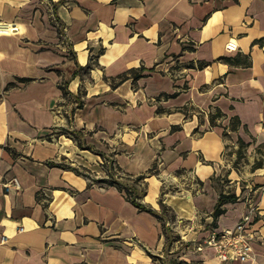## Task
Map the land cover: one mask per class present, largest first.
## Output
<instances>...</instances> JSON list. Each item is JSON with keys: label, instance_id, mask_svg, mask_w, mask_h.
Segmentation results:
<instances>
[{"label": "crops", "instance_id": "obj_1", "mask_svg": "<svg viewBox=\"0 0 264 264\" xmlns=\"http://www.w3.org/2000/svg\"><path fill=\"white\" fill-rule=\"evenodd\" d=\"M0 22L14 26L0 32V264H264V190L230 168L223 191L237 199L216 221L210 214L220 193L212 177L226 152L236 156L238 136L254 180H264V164L253 165L264 152V0H0ZM232 38L238 47L228 51ZM238 53L251 63L220 58ZM216 107L224 116L210 125ZM235 115L241 124L230 131ZM64 127L114 159L122 171L113 176L133 192L141 182L140 202L159 214L171 206L188 226L180 238L100 181L109 159ZM11 176L20 187L6 191ZM188 177L189 193L161 196L166 181ZM252 204L261 213L253 259L219 261L203 243L206 227L232 226Z\"/></svg>", "mask_w": 264, "mask_h": 264}, {"label": "trees", "instance_id": "obj_2", "mask_svg": "<svg viewBox=\"0 0 264 264\" xmlns=\"http://www.w3.org/2000/svg\"><path fill=\"white\" fill-rule=\"evenodd\" d=\"M221 59H224L225 61H228L231 64H240L243 66H247L251 63V60L247 55H242L240 53L234 55L233 57H228V56H221ZM144 67H139V68H133L131 70H129L130 72V76L131 78H133V81H135L138 77L142 76V71H143ZM128 76L126 75V72L120 73L119 75H117V83H112V87H114L116 84H118L119 82L123 81L124 79H126ZM20 80L22 81H27L29 80V78L27 77H19ZM113 79V78H112ZM10 85H12L11 83L6 84L4 90H6ZM175 94H171L170 96H173ZM78 105L80 106L81 103L78 102ZM224 116V113L221 111V109L219 108H214V110H210L208 113V118L210 119V125H217V120L221 117ZM241 124V121L239 119V117L235 116H231L230 117V121H229V125H228V129L230 131H235L238 126ZM178 128V126H172V129ZM62 133H65L67 136L71 137L74 141H76L77 145L82 147V148H86L90 151H95L97 153H99L105 160L107 159L106 154L101 151V150H97L95 148H93L92 146L84 143V141L82 140V131L81 130H71L67 127L61 128ZM224 136L228 135V132H226V126H224L223 130H222ZM237 154H241L242 151L245 149L246 147V142H244V140L238 136L237 137ZM260 150V148H259ZM260 152H262L260 150ZM262 155L264 156V152H262ZM105 160H103V162H105ZM49 165H57V166H62V167H69L74 169L78 174H82L84 176H87L84 172H82L81 170H79V168L74 167V166H70L69 164H64L61 162H54V161H48L47 162ZM263 163V160L257 159V161L254 162L255 166H261ZM104 165V164H103ZM112 166H114L116 168L117 171H122L120 166L118 164L115 163L114 159H109V167L106 170V173L108 175L107 178H99L100 181L103 182H107V183H111L114 184L119 190L126 192V197L127 199L137 208H139L140 210H146L148 212H150L151 214L153 213L157 218L161 219L160 214L157 210H155L154 208H151L150 206H147L145 204H143L142 202H140V200H138L139 194L133 192V190L131 189L130 186H127L126 184L122 183L120 180H118L117 178H115L113 176V171H111L110 168H113ZM152 168L150 169L151 172ZM143 177L142 174H138L135 178V180L139 179ZM237 199V196L234 193L231 192H220L216 201H215V205L212 209V211L210 212L212 218L214 221H216L217 217L222 214L225 210L226 207L224 206V202L226 201H235ZM215 223V222H214ZM163 224V223H162Z\"/></svg>", "mask_w": 264, "mask_h": 264}, {"label": "built area", "instance_id": "obj_3", "mask_svg": "<svg viewBox=\"0 0 264 264\" xmlns=\"http://www.w3.org/2000/svg\"><path fill=\"white\" fill-rule=\"evenodd\" d=\"M14 26L0 22V32L13 31ZM228 51L236 50L237 44L235 40L229 39L225 43ZM2 186L6 191L10 188H19L20 181L16 176L3 179ZM260 209L257 204L250 205L247 210L240 216L238 221L232 226L224 228H211L203 239L204 245L212 247L219 261L225 262L229 260H250L254 256V241L259 237V231L256 226ZM19 231L23 230L20 226ZM7 236L0 234V243L6 242Z\"/></svg>", "mask_w": 264, "mask_h": 264}, {"label": "rangeland", "instance_id": "obj_4", "mask_svg": "<svg viewBox=\"0 0 264 264\" xmlns=\"http://www.w3.org/2000/svg\"><path fill=\"white\" fill-rule=\"evenodd\" d=\"M62 132V130H60ZM109 150V149H108ZM231 151L232 150H229V154L228 152L225 153V156H223V164H222V168L220 169V175L218 176H213L212 177V182L214 183L215 185V189H217V191H223V188L224 189H229L230 185L227 183H229V178H228V175H227V170H229L230 168H234V169H237V171L239 173H242L245 175V180H240L241 183H243V185H249L250 188L252 189H255L257 187H260L261 190L259 191H263L264 190V180H261V181H256L254 180V177H253V174H252V171H253V168L252 166H249V161H248V157L244 154V150L242 151L241 154H237L236 153V156H231ZM108 154H112V151L109 150L107 152ZM107 159H110V157L108 156ZM259 159L260 160H263V163L262 165L264 164V156H259ZM251 160V159H250ZM255 161H257L255 159ZM109 162L106 161V164H107V168H108V164ZM254 165V164H253ZM77 167V166H76ZM113 168L112 171L116 172V168L114 166H112ZM79 170H81L82 172H84L86 175H88L91 179H93L94 177L92 176L91 173H93L89 168H86V167H83L82 165H80V167H78ZM248 169H250V171H248ZM156 171V170H154ZM264 170H261V169H257L256 172L257 173H260V172H263ZM121 171H119L118 173H120ZM124 179V180H129L128 178V175H125V174H120ZM93 177V178H92ZM141 179H137L136 181H139ZM191 178L188 177V179H184L183 183H180V184H174V183H169L168 181H166L160 188V190L162 191L161 192V196L163 197V194L166 193V191L168 192L169 190L176 193L177 195L180 194V193H184L186 192L185 190L183 189H179L180 187H185L187 188V190L189 189V185H190V181ZM196 181V179L194 178L193 179V182ZM140 188L138 189V194L139 196H141V194L143 193V188H144V185L141 184V182L138 183ZM243 188H246L245 186H243ZM181 190V191H180ZM194 191V190H193ZM193 191H190V192H193ZM187 193V192H186ZM188 193H189V190H188ZM258 194V193H257ZM161 200V199H160ZM161 202V201H160ZM161 220H163V222H167L168 221V225L169 227L167 228L166 232H168L172 237L173 239H178L180 238V235H181V230H184L186 228H188V226L181 222V221H177V216L173 210V208L169 205H165L163 203H161ZM211 224H213V221L210 223V226ZM210 226H207L206 229L209 230L211 227ZM205 229V230H206ZM185 231V230H184ZM192 241V240H191ZM180 242H178L176 245H179Z\"/></svg>", "mask_w": 264, "mask_h": 264}, {"label": "bare ground", "instance_id": "obj_5", "mask_svg": "<svg viewBox=\"0 0 264 264\" xmlns=\"http://www.w3.org/2000/svg\"><path fill=\"white\" fill-rule=\"evenodd\" d=\"M150 193L151 194L147 195L145 197V199L148 200V201H150L151 203L155 204V200H154V196H153V194L156 193L155 189H151L150 190Z\"/></svg>", "mask_w": 264, "mask_h": 264}]
</instances>
